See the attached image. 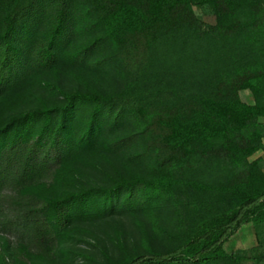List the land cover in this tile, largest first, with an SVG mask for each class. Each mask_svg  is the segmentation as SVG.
Wrapping results in <instances>:
<instances>
[{
  "label": "trees",
  "instance_id": "16d2710c",
  "mask_svg": "<svg viewBox=\"0 0 264 264\" xmlns=\"http://www.w3.org/2000/svg\"><path fill=\"white\" fill-rule=\"evenodd\" d=\"M62 62L120 90L0 110L3 228L46 258L74 223L122 214L145 255L120 246L117 264H264V160L249 161L264 154V0H0V106ZM84 155L114 162L110 185L52 193ZM247 224L256 247L227 254ZM8 257L3 246L0 264Z\"/></svg>",
  "mask_w": 264,
  "mask_h": 264
},
{
  "label": "rangeland",
  "instance_id": "374dc122",
  "mask_svg": "<svg viewBox=\"0 0 264 264\" xmlns=\"http://www.w3.org/2000/svg\"><path fill=\"white\" fill-rule=\"evenodd\" d=\"M193 11L204 27L214 25L215 19L210 8L194 7ZM62 62L55 71H49L34 82L18 90L2 104L3 117L32 111L42 106L51 107L62 102L61 93L96 90L103 94H113L120 90V84L115 77L90 68L88 65L78 68ZM242 102L252 105L253 97L247 90L240 91ZM84 118L81 120L83 121ZM263 158L262 151L249 158L254 161ZM109 161L104 162L97 156H82L72 163L68 172L55 186L52 193L72 192L88 187H108L115 177L113 169L116 166ZM139 167L131 166L130 171H139ZM264 171V167H263ZM60 176V175H59ZM58 176V177H59ZM63 176V174L61 175ZM47 188L51 185L49 179L43 180ZM11 192V188L4 189L3 194ZM13 214L7 206L0 202V223L9 221ZM69 236L57 246L54 252L46 257L37 256L28 249L20 234L14 229H4L0 224V249L8 246L11 251L9 263L12 264H117L121 257L120 246H124L130 255H145L139 242V233L134 222L127 215H112L84 223H74L70 228ZM262 248L264 252V227L260 231ZM257 245L255 230L252 224L242 226L225 244L227 254H238L249 251ZM15 250V251H14ZM18 250V252H17ZM243 264H255L245 261Z\"/></svg>",
  "mask_w": 264,
  "mask_h": 264
}]
</instances>
